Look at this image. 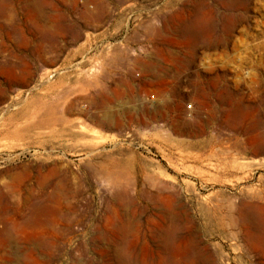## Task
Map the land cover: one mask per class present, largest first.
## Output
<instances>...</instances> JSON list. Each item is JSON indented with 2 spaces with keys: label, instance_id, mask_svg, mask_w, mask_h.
<instances>
[{
  "label": "rangeland",
  "instance_id": "rangeland-1",
  "mask_svg": "<svg viewBox=\"0 0 264 264\" xmlns=\"http://www.w3.org/2000/svg\"><path fill=\"white\" fill-rule=\"evenodd\" d=\"M0 232V264H264V0H0Z\"/></svg>",
  "mask_w": 264,
  "mask_h": 264
},
{
  "label": "bare ground",
  "instance_id": "bare-ground-1",
  "mask_svg": "<svg viewBox=\"0 0 264 264\" xmlns=\"http://www.w3.org/2000/svg\"><path fill=\"white\" fill-rule=\"evenodd\" d=\"M38 7V6H37ZM36 7V8H37ZM39 8V7H38ZM36 14V13H35ZM196 28V27H195ZM189 32V31H188ZM190 32H191V30H190ZM54 112H55V108L54 107H52V106H50V107H48L47 109H46V111H45V113H44V118L41 120V126H49V125H52V124H54L55 122H57L58 121V119L54 116ZM109 112V111H108ZM154 118V117H153ZM112 120H111V118H110V115H106L105 117H104V119H101V120H98V122L101 124V125H103V126H108V127H111L113 124L112 123H114V122H111ZM182 122V121H181ZM180 121H174L173 122V125H174V127L177 129V131H184V130H186V124L185 123H181ZM117 125H119L120 124V122H115ZM116 126V125H115ZM190 126V125H189ZM175 129V130H176ZM188 129V128H187ZM191 130V129H190ZM193 131V130H192ZM185 132V131H184ZM182 134V133H181ZM191 134V133H190ZM197 134V133H196ZM195 134V135H196ZM56 167H57V165H55ZM51 171V170H50ZM61 187V186H60ZM59 194V193H58ZM48 195H51V193L50 194H48ZM56 195V194H55ZM178 195V194H177ZM52 196V195H51ZM50 196V197H51ZM46 198V197H45ZM52 198V197H51ZM48 199V198H47ZM55 199H57V198H55ZM49 201V200H48ZM45 203V202H44ZM41 207V206H40ZM165 207V206H164ZM53 207L51 206V205H48V204H45L41 209L38 207V208H36V209H33V210H39V212H37V213H35L34 212V215L33 216H35V217H32V216H29L30 217V219H28V221H27V219L25 220V221H27V222H29L27 225H29L30 223V225H32V224H35V223H32L33 221L35 222V219L36 218H38V216H40L41 217V213H40V211H42L44 214H46V215H57L58 213V211H56L55 210V208H53ZM60 212V211H59ZM33 213V212H32ZM38 213H40V214H38ZM37 214H38V216H37ZM60 214V213H59ZM39 217V218H40ZM45 218V217H44ZM31 219H33L32 220V222H30L31 221ZM43 219V218H42ZM42 219H40V220H42ZM30 220V221H29ZM38 220V219H37ZM45 220H46V222H49V224H53V222H55V219L51 222L49 219H47V218H45ZM44 220V221H45ZM49 220V221H48ZM58 220V219H57ZM39 221V220H38ZM43 221V220H42ZM51 222V223H50ZM44 224H46V223H44ZM20 225H22V224H20ZM54 225H55V223H54ZM23 226V225H22ZM117 226V225H116ZM4 231V230H3ZM8 232V231H7ZM120 232H125V230H121ZM3 234L4 233H2V232H0V238L3 236ZM9 234V233H8ZM6 236V235H5ZM43 239V238H42ZM53 241V240H52ZM43 242V241H42ZM41 242V243H42ZM47 243V242H46ZM45 243V244H46ZM44 244V243H43ZM51 244V243H50ZM3 246V245H2ZM45 246V245H44ZM122 249V248H121ZM44 253V252H43ZM117 253V252H116ZM115 253V254H116ZM119 253V252H118ZM124 253V252H123ZM116 255H120V254H116ZM121 255H123V254H121ZM118 261L119 262H122V261H124V258L123 257H121V256H118ZM123 263V262H122ZM124 263H126L125 261H124ZM129 264V263H128Z\"/></svg>",
  "mask_w": 264,
  "mask_h": 264
}]
</instances>
